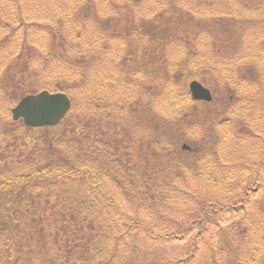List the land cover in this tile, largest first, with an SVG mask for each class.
Returning <instances> with one entry per match:
<instances>
[{"label": "trees", "instance_id": "16d2710c", "mask_svg": "<svg viewBox=\"0 0 264 264\" xmlns=\"http://www.w3.org/2000/svg\"><path fill=\"white\" fill-rule=\"evenodd\" d=\"M262 14L264 0H0V148L17 150L0 162V197L24 195L43 246L35 260L264 264V123L249 120L252 105L264 120V98L249 92L264 90ZM218 79L230 94L221 109L192 98V80ZM42 90L67 93L68 115L41 128L15 121L12 107ZM149 135L155 163L143 168L133 158ZM13 216L0 214L7 260L21 236L7 234Z\"/></svg>", "mask_w": 264, "mask_h": 264}, {"label": "rangeland", "instance_id": "374dc122", "mask_svg": "<svg viewBox=\"0 0 264 264\" xmlns=\"http://www.w3.org/2000/svg\"><path fill=\"white\" fill-rule=\"evenodd\" d=\"M108 0H104L105 3H107ZM226 5V4H224ZM111 11L113 13H115L113 11V8L111 9ZM262 16L264 17V15L262 14ZM233 17H235L236 19H238V16H236L235 14L233 15ZM255 15H251L250 18H255ZM227 20H231V23L233 24V19H231L230 17H224ZM31 23L33 22H37L39 23V19L35 18V19H31L30 20ZM229 25V23H228ZM31 28H35L34 30H31ZM37 26H30L29 27V33H30V42L35 46L37 45L40 49V51L42 49H44V51H48L49 50V46H48V39L46 38V36H44V34L38 33L37 30ZM43 31V29H42ZM39 34V35H38ZM247 38H254L253 34H250L249 37ZM14 71H16L14 69ZM13 71V72H14ZM13 74V73H12ZM11 74V77H12ZM249 72V76L252 77V74ZM18 77V75H17ZM221 81L218 80H211V85H207L208 88H211L212 91L215 93V99H213L211 102L217 109H221V105L222 103L225 101V99H228L229 97V93L227 92V89L224 86H221ZM205 85V84H204ZM216 85H218V87H216ZM258 90V89H257ZM256 89L249 91L251 97L253 96L256 100H260L262 98H264V90H261V92H258ZM257 106L256 105H252L250 107V111L251 109H254L253 111L255 112L256 117H250V121H252L253 125H256L258 127L262 126L261 122L264 123V120L261 119V115H260V111L256 109ZM149 108L145 107L144 113L148 112ZM29 132L28 134H30V139L34 138L35 136H37V134H34L33 132L30 133V131H26ZM34 136V137H33ZM31 141V140H30ZM150 141V135L148 136V138L144 139L143 141H139L138 146H137V151L135 153V156L133 158V163L135 164L134 160L135 159H139L141 161V166L143 168H147V167H153L152 163H155V155L154 152L152 150H150L148 142ZM186 143L187 145H196V142H193L192 140H186L184 139L183 141L180 142V147L183 146V144ZM31 144H33V142H31ZM12 149L10 150H6V152L13 153L16 152L17 150L13 147H11ZM4 151L2 148H0V157L3 155ZM4 153V157L0 158V162L1 165L4 166L6 160L10 159V160H14V156L10 157L9 155L7 156ZM8 198V201L3 202L4 200H6ZM199 198V197H198ZM24 199V195H16L15 197H7L6 195H1L0 197V201H2L0 203L1 205V217L2 220L4 221L7 217H10V214L13 213V215H15V217L19 218V221H9V223L7 224V229L8 232L7 234L14 232L17 233L20 231L21 236L20 238L17 240V242L15 243V245L13 246V248L16 250V254L12 259H8L7 261H9L8 264H41L39 263L38 258L35 260L34 259V255L35 254H42V247L43 246H39L38 244H34V240H33V236H31L30 234L33 233V229L31 228V222H33V215H32V210L31 208H29L27 206V202H24L25 204L22 203ZM175 200V199H173ZM173 200H171L170 202H172ZM184 207L187 206V203H183ZM186 210L184 209L183 211L180 212H175L174 214H176L178 216V219H180V223L183 222L184 220H187V217L189 216L188 214H185ZM195 214V212H194ZM14 217V216H13ZM14 217V218H15ZM233 218L230 217L229 220V224L228 222L225 223L226 226L225 229L229 230L228 235L231 236L232 235V230L231 227L235 228L236 230H239V225H234L235 221L232 220ZM232 225V226H230ZM217 232L220 233V230H218V228L213 229ZM212 230V231H213ZM259 230V228L257 229V231ZM7 231V230H6ZM237 233V232H235ZM10 242L7 243V248L9 249ZM189 245V243L187 241H180V242H173L170 244H166L163 247H160L158 249V253L160 255L163 256H170L171 254H173L176 251H179L181 249H185L187 246ZM153 256L154 254H150V256ZM140 260H143V255L139 256ZM27 262V263H25ZM7 264V263H5Z\"/></svg>", "mask_w": 264, "mask_h": 264}, {"label": "water", "instance_id": "95a60500", "mask_svg": "<svg viewBox=\"0 0 264 264\" xmlns=\"http://www.w3.org/2000/svg\"><path fill=\"white\" fill-rule=\"evenodd\" d=\"M190 91L195 100L211 101L209 88L198 80L190 83ZM71 99L63 92L41 91L23 97L12 109L15 120L23 119L27 126L42 127L58 124L71 109Z\"/></svg>", "mask_w": 264, "mask_h": 264}, {"label": "flooded vegetation", "instance_id": "af4514ba", "mask_svg": "<svg viewBox=\"0 0 264 264\" xmlns=\"http://www.w3.org/2000/svg\"><path fill=\"white\" fill-rule=\"evenodd\" d=\"M5 250L0 248V264H5L7 259H5L6 254L4 253Z\"/></svg>", "mask_w": 264, "mask_h": 264}]
</instances>
